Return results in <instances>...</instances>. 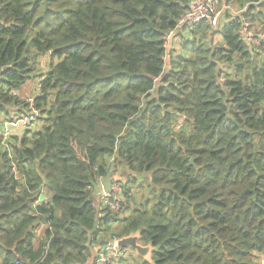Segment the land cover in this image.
Wrapping results in <instances>:
<instances>
[{
    "label": "trees",
    "instance_id": "1",
    "mask_svg": "<svg viewBox=\"0 0 264 264\" xmlns=\"http://www.w3.org/2000/svg\"><path fill=\"white\" fill-rule=\"evenodd\" d=\"M190 2L0 0V118L40 90L0 138V264H85L137 231L154 264H261L264 43L242 27L264 31V0H220L238 14L167 47ZM122 250L107 264H151Z\"/></svg>",
    "mask_w": 264,
    "mask_h": 264
},
{
    "label": "built area",
    "instance_id": "2",
    "mask_svg": "<svg viewBox=\"0 0 264 264\" xmlns=\"http://www.w3.org/2000/svg\"><path fill=\"white\" fill-rule=\"evenodd\" d=\"M219 5H221L220 0H191L188 10L180 17L175 29L169 32L166 39L167 47L170 45L171 39L177 37L181 31L185 29L190 31L203 21H208L214 30L218 29L223 19V14ZM242 32L246 41L253 47H257L264 43V31H256L249 23L243 24ZM29 101V113L11 117L2 116L0 118V138L7 140L13 133L29 127L30 123L38 117L39 111L34 106V100L29 99ZM99 194L106 199H108L107 197H109V195L110 197H114L115 199L113 201L108 200L107 203L111 205L112 210H119V201L121 199V183L119 180L112 184L109 194H105L103 187L100 189ZM118 240L119 239L114 238L108 241L102 248H96L94 256L85 264H107L111 259L121 256L123 250L118 249ZM261 264H264V258Z\"/></svg>",
    "mask_w": 264,
    "mask_h": 264
},
{
    "label": "water",
    "instance_id": "3",
    "mask_svg": "<svg viewBox=\"0 0 264 264\" xmlns=\"http://www.w3.org/2000/svg\"><path fill=\"white\" fill-rule=\"evenodd\" d=\"M8 141L9 140L7 139L6 142ZM191 164L195 165L196 168H199V166L195 164L194 159H191ZM118 180L119 179H117V177L112 176V172H110L103 178L102 186L105 194H109L112 184ZM41 219L42 221L46 222V217H41ZM107 243H108L107 240L101 241L98 249L102 248ZM117 247L119 250H122L123 248H130L136 253V255L141 256L145 261L154 264L152 254L155 248L152 246V244H148V245L141 244L139 231H137L136 233H132L129 236L120 238L117 241Z\"/></svg>",
    "mask_w": 264,
    "mask_h": 264
},
{
    "label": "rangeland",
    "instance_id": "4",
    "mask_svg": "<svg viewBox=\"0 0 264 264\" xmlns=\"http://www.w3.org/2000/svg\"><path fill=\"white\" fill-rule=\"evenodd\" d=\"M219 8H220V10L222 11V14H223V16L224 17H227L226 15H227V11H230L231 13H234V14H238V12L239 11H237V9L236 8H232V5H225V4H221V5H219ZM225 14V15H224ZM176 38V37H175ZM175 38L173 39V40H175ZM216 39H217V41H220V37L219 36H216ZM180 47V46H179ZM43 61H44V63H43V65L44 66H47L48 65V62H49V59L47 58V57H45L44 59H43ZM224 68H225V66H224ZM36 82L35 81H29V82H27L18 92L19 93H21V94H26V93H29V92H31L33 89L34 90H36V93H38V92H40V90H38L37 89V87H36ZM35 95V94H34ZM33 95V96H34ZM33 96H31V97H28V98H30V99H32L33 98ZM112 176L113 177H117V178H119V180L121 179L120 178V176H119V174H117V173H112ZM122 178H123V176H122Z\"/></svg>",
    "mask_w": 264,
    "mask_h": 264
},
{
    "label": "crops",
    "instance_id": "5",
    "mask_svg": "<svg viewBox=\"0 0 264 264\" xmlns=\"http://www.w3.org/2000/svg\"><path fill=\"white\" fill-rule=\"evenodd\" d=\"M173 39H174V38L171 39V42H170V45H169V46H171ZM35 85H36V87H37L38 84L36 83ZM37 89H38V87H37ZM38 90H39V89H38ZM34 94H36V90L33 89L31 92L26 93V94H21V93H19V96H20L21 98H23V99H27L28 97H31V96H33ZM102 187H103V186L101 185V188H102ZM101 188H100V189H101ZM99 192H100V190H99ZM99 192H98V194H99ZM47 198H48L47 193H43V195L41 196V199L46 200Z\"/></svg>",
    "mask_w": 264,
    "mask_h": 264
}]
</instances>
